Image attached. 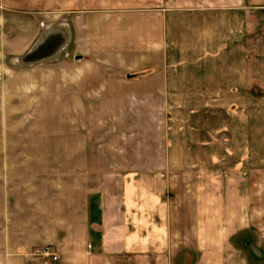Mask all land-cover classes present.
<instances>
[{"label": "rangeland", "instance_id": "obj_1", "mask_svg": "<svg viewBox=\"0 0 264 264\" xmlns=\"http://www.w3.org/2000/svg\"><path fill=\"white\" fill-rule=\"evenodd\" d=\"M53 2L28 0L30 21L41 16L40 33L29 49L42 32L68 23ZM225 12L204 15L213 24L212 38L204 40V61L185 64L171 78L205 93L168 95L173 107L164 110L110 108L105 95L83 92L80 86L108 80L95 68L74 65L67 45L55 57L28 66L8 67L0 60V247L12 245L14 261L29 245L28 256L46 264L32 254L41 247L31 244L40 232L50 235L54 222L73 223L78 208L68 206L67 198L85 193L81 178L90 176L69 174L70 166L106 164L109 158L102 160L100 154L133 150L139 142L134 119L152 113L154 136L158 142L165 139L163 150L192 155L205 171L187 175L184 189L205 188L206 200L215 193L221 211L233 213L236 207V229L248 232L238 238L246 263L264 264V3L254 0L247 14ZM34 32L30 29V36ZM169 193L180 196L175 188Z\"/></svg>", "mask_w": 264, "mask_h": 264}, {"label": "crops", "instance_id": "obj_2", "mask_svg": "<svg viewBox=\"0 0 264 264\" xmlns=\"http://www.w3.org/2000/svg\"><path fill=\"white\" fill-rule=\"evenodd\" d=\"M20 1L12 5V0H0V60L8 67L40 33L41 16L30 21L28 0ZM145 1L53 2L60 14H67L68 23L59 27L67 32L73 59L81 56L73 60L74 65L95 68L108 80L101 86L80 88L105 95L110 108L164 110L173 107L166 101L168 95L205 93L171 79L185 64L204 61V40L212 38L213 29L204 15L237 10L247 14L254 4V0ZM30 26L36 31L32 36ZM51 38L44 47L57 39ZM127 74L135 76L127 78ZM235 84L247 86L243 81ZM152 118L157 121L152 113H139L134 119L139 142L133 150L100 154L102 160L109 158L106 164H86L81 170L70 166L69 174L90 173L81 178L85 193L75 200L67 198L68 206L78 208L74 221L54 222L50 235L40 232L31 244L54 247L58 260L53 264H249L238 244V238L248 232L236 229V207L233 213L221 211L214 202L215 193L206 200L205 188L184 189L191 178L187 175L205 171L199 169L198 160H191L192 155L164 151L165 139L158 142L154 136ZM169 175L178 176L174 180ZM173 188L180 196L169 197ZM1 246L0 264H44L28 256L29 245L15 261L12 245Z\"/></svg>", "mask_w": 264, "mask_h": 264}, {"label": "water", "instance_id": "obj_3", "mask_svg": "<svg viewBox=\"0 0 264 264\" xmlns=\"http://www.w3.org/2000/svg\"><path fill=\"white\" fill-rule=\"evenodd\" d=\"M59 26L60 25L58 24L56 28L48 29L42 32V35L35 45L31 47V49H29L25 54L13 58L11 67L28 66L30 64L46 61L58 55L66 47V45L68 46L69 42L67 32L65 30H60ZM54 35L57 38L56 41L53 44L44 47V44L47 42V40ZM80 58V55L75 56L76 60ZM133 76L135 75H126L127 78H132ZM246 244L250 245L249 241H247ZM249 249H251L254 255L257 254V251L253 246H250Z\"/></svg>", "mask_w": 264, "mask_h": 264}, {"label": "built area", "instance_id": "obj_4", "mask_svg": "<svg viewBox=\"0 0 264 264\" xmlns=\"http://www.w3.org/2000/svg\"><path fill=\"white\" fill-rule=\"evenodd\" d=\"M32 254L38 255L43 259H45L46 264H48V262L50 263L58 260V255L56 254V250L52 246L37 248Z\"/></svg>", "mask_w": 264, "mask_h": 264}, {"label": "bare ground", "instance_id": "obj_5", "mask_svg": "<svg viewBox=\"0 0 264 264\" xmlns=\"http://www.w3.org/2000/svg\"><path fill=\"white\" fill-rule=\"evenodd\" d=\"M47 41H52V38L50 37Z\"/></svg>", "mask_w": 264, "mask_h": 264}]
</instances>
